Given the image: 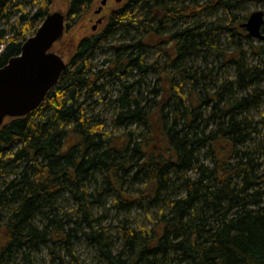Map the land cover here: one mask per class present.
Listing matches in <instances>:
<instances>
[{"label":"trees","instance_id":"16d2710c","mask_svg":"<svg viewBox=\"0 0 264 264\" xmlns=\"http://www.w3.org/2000/svg\"><path fill=\"white\" fill-rule=\"evenodd\" d=\"M67 1L65 34L98 0ZM34 2L30 14L0 0V69L51 13L52 0ZM252 2L264 4L124 0L74 45L43 104L0 131V264H44L45 250L52 264H84L83 242L96 264H264V47L237 14ZM120 31L135 35L96 64ZM227 33L233 52L221 49ZM213 56L233 76L196 66ZM103 96L111 120L88 110ZM110 198L118 216L159 212L112 238L94 216Z\"/></svg>","mask_w":264,"mask_h":264},{"label":"water","instance_id":"95a60500","mask_svg":"<svg viewBox=\"0 0 264 264\" xmlns=\"http://www.w3.org/2000/svg\"><path fill=\"white\" fill-rule=\"evenodd\" d=\"M107 3L108 0L102 1L96 15L101 14ZM101 23L99 20L97 25ZM263 26L264 13L255 12L241 27L251 38L264 41ZM65 32L66 15L50 13L36 34L24 43L21 55L0 69V131L8 120L25 118L37 110L58 84L67 64L54 48Z\"/></svg>","mask_w":264,"mask_h":264},{"label":"rangeland","instance_id":"374dc122","mask_svg":"<svg viewBox=\"0 0 264 264\" xmlns=\"http://www.w3.org/2000/svg\"><path fill=\"white\" fill-rule=\"evenodd\" d=\"M102 1L103 0H98L93 8V12L89 16H87L84 19V21L80 25H78L73 31L69 32L68 34L66 33L63 39L61 40L60 44H58L54 48V52L56 54L59 55L61 53L60 55L62 56L66 64L69 62V58H70L69 55H71L70 52L74 49V45L84 36H87L91 33H96V32L101 31L105 27L110 13L113 10H115L118 6H121L124 2V0H121L119 3L117 2V0H109L106 7H104V9L102 10V13L100 15H96V12L101 8ZM20 2H22L23 8L27 13L34 14V12L37 9L34 0H26V1L20 0ZM67 8H68L67 0H52L51 13L60 12L65 15L67 12ZM244 9H245L244 11L238 12L237 14L243 17L245 14L248 13L250 17V15L255 12L264 13V4L254 3V2L248 3L244 7ZM221 13L219 16L224 18V16ZM99 20H102V23L100 25H97V22ZM95 26H97V28H96V31L93 32V28ZM134 35H135V32H131L128 35L124 31H120L113 39H110V42L108 43V48H107L108 50L102 51L97 56L96 64L100 65V63L103 60H105V58H109L111 56L114 41L119 42V44H122L125 42L127 43L129 39L131 38V36H134ZM230 37L231 36L229 33H227L226 35H223V39L221 40L222 51L233 52L235 50L237 42L235 40H232ZM252 43L254 44L255 47H264V43H262L259 40H253ZM248 44L249 43H247V41L242 40L243 49L247 51V54H246L247 64L253 67V66L258 65L260 62H259V58L252 55V51H249ZM58 50H60V53H58ZM195 63H196V66L202 68V70H204L206 67H208L209 70H213L212 78L218 77L220 79L225 74L227 76H233L234 74L233 66H230V65L224 66L223 60L215 58L214 56L208 60L196 59ZM154 78H155L154 76H151L149 78V82L154 81L155 80ZM145 88H146V85H145ZM109 94H111V92H109ZM111 96H114V93ZM104 97L105 96L101 98H97V100L101 102V99H103ZM93 109L89 108L88 110H91V112H94L95 114L102 115L103 119L111 120L110 118H112L113 116L111 113L110 107L105 105L104 102L103 103L101 102L97 107ZM262 111H264V107L262 108ZM90 115H92V113ZM108 126H109V129H108L109 132H117V131H113L112 128H110V121H108ZM123 131L124 130H121L119 132H123ZM112 204H113V199L110 198L107 201L106 208H100L96 210V212H94V216L96 220L98 221V225H101L102 228L104 229L106 228L107 230H109L110 232L109 234L110 236H112V238L116 236V233H117L116 230L118 228H121V224H122L121 222L123 220H127L128 218H130L129 221H131L132 225L136 223H139V224L143 223V225L146 226L150 224L149 223V220L151 217L150 215L158 214L159 212L158 210L153 208L152 210L149 211V214L147 215L146 208L144 209V211H142L139 208H134L130 215L121 214L120 216H118L116 211L111 209ZM64 209L66 210V212H70L71 210L74 209V207L73 205L66 206V207L64 206ZM72 214L75 215L74 212ZM119 247L120 245L118 244L117 248ZM75 254L77 257H79V260L83 262L84 264H94L95 263V258H96L95 250L92 249L89 245H87L84 242L75 247ZM64 255L65 253H62V256ZM42 258H43L44 264H52V260L49 256L48 251L46 250L44 251ZM56 264L58 263L56 262Z\"/></svg>","mask_w":264,"mask_h":264},{"label":"flooded vegetation","instance_id":"af4514ba","mask_svg":"<svg viewBox=\"0 0 264 264\" xmlns=\"http://www.w3.org/2000/svg\"><path fill=\"white\" fill-rule=\"evenodd\" d=\"M109 1V0H108ZM121 1V0H120ZM119 3V2H118ZM106 7V6H105ZM104 9V8H103ZM102 13V12H101Z\"/></svg>","mask_w":264,"mask_h":264}]
</instances>
